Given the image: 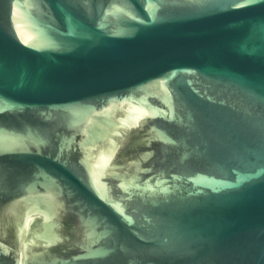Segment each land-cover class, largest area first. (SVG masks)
I'll use <instances>...</instances> for the list:
<instances>
[{
    "label": "water",
    "instance_id": "95a60500",
    "mask_svg": "<svg viewBox=\"0 0 264 264\" xmlns=\"http://www.w3.org/2000/svg\"><path fill=\"white\" fill-rule=\"evenodd\" d=\"M0 264H264V0H0Z\"/></svg>",
    "mask_w": 264,
    "mask_h": 264
}]
</instances>
